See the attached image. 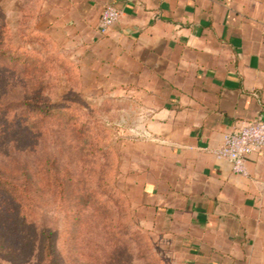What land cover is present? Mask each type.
I'll return each instance as SVG.
<instances>
[{
  "label": "crops",
  "instance_id": "obj_1",
  "mask_svg": "<svg viewBox=\"0 0 264 264\" xmlns=\"http://www.w3.org/2000/svg\"><path fill=\"white\" fill-rule=\"evenodd\" d=\"M109 5L120 16L102 33ZM40 13L134 90L151 148L136 186L152 231L185 264H264V150L244 175L212 153L264 119V0H42Z\"/></svg>",
  "mask_w": 264,
  "mask_h": 264
},
{
  "label": "rangeland",
  "instance_id": "obj_2",
  "mask_svg": "<svg viewBox=\"0 0 264 264\" xmlns=\"http://www.w3.org/2000/svg\"><path fill=\"white\" fill-rule=\"evenodd\" d=\"M41 2L0 0V264H42L43 229L58 264H185L139 202L151 148L134 90L58 36ZM22 168L37 182L28 212L9 192Z\"/></svg>",
  "mask_w": 264,
  "mask_h": 264
},
{
  "label": "built area",
  "instance_id": "obj_3",
  "mask_svg": "<svg viewBox=\"0 0 264 264\" xmlns=\"http://www.w3.org/2000/svg\"><path fill=\"white\" fill-rule=\"evenodd\" d=\"M120 10L115 6H106L99 17L100 32L108 31L119 19ZM264 150V119L256 118L244 121L223 135L222 143L212 149L219 159L231 164L236 174L247 173V162L252 153Z\"/></svg>",
  "mask_w": 264,
  "mask_h": 264
},
{
  "label": "trees",
  "instance_id": "obj_4",
  "mask_svg": "<svg viewBox=\"0 0 264 264\" xmlns=\"http://www.w3.org/2000/svg\"><path fill=\"white\" fill-rule=\"evenodd\" d=\"M45 107L43 106V109ZM42 109V108H40ZM2 168L0 167V187H4L2 182ZM34 174L28 171L26 168L18 170L14 174L10 183L9 192L12 200L19 207V211H30L32 200L29 198V193L33 189L37 188V182L34 181ZM29 198V199H28ZM41 243L39 246V257L42 264H58L56 253L54 251L53 234L48 229H43L40 232Z\"/></svg>",
  "mask_w": 264,
  "mask_h": 264
}]
</instances>
